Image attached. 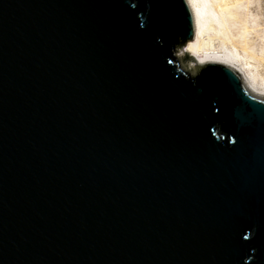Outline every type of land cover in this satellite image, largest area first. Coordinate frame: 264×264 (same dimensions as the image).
<instances>
[{
  "label": "water",
  "instance_id": "water-1",
  "mask_svg": "<svg viewBox=\"0 0 264 264\" xmlns=\"http://www.w3.org/2000/svg\"><path fill=\"white\" fill-rule=\"evenodd\" d=\"M194 33L187 0H0V264H264V98L185 70Z\"/></svg>",
  "mask_w": 264,
  "mask_h": 264
},
{
  "label": "bare ground",
  "instance_id": "bare-ground-1",
  "mask_svg": "<svg viewBox=\"0 0 264 264\" xmlns=\"http://www.w3.org/2000/svg\"><path fill=\"white\" fill-rule=\"evenodd\" d=\"M195 20V33L185 50L198 64L224 65L238 73L249 91L264 98V81L254 72L257 54L249 35L259 26L242 0H187ZM250 18H252L250 20Z\"/></svg>",
  "mask_w": 264,
  "mask_h": 264
},
{
  "label": "rangeland",
  "instance_id": "rangeland-1",
  "mask_svg": "<svg viewBox=\"0 0 264 264\" xmlns=\"http://www.w3.org/2000/svg\"><path fill=\"white\" fill-rule=\"evenodd\" d=\"M242 2L248 5L250 14L253 15L255 22L259 24L256 31L249 35V39L254 51L260 55L264 53V0H242ZM177 56L180 59L181 66L195 75L201 64L195 61L185 50V47L178 49ZM254 65L256 66L254 72L258 73L260 79L264 81V55L263 60L254 62Z\"/></svg>",
  "mask_w": 264,
  "mask_h": 264
},
{
  "label": "trees",
  "instance_id": "trees-1",
  "mask_svg": "<svg viewBox=\"0 0 264 264\" xmlns=\"http://www.w3.org/2000/svg\"><path fill=\"white\" fill-rule=\"evenodd\" d=\"M174 57H175V52H174ZM176 58V57H175Z\"/></svg>",
  "mask_w": 264,
  "mask_h": 264
},
{
  "label": "snow or ice",
  "instance_id": "snow-or-ice-1",
  "mask_svg": "<svg viewBox=\"0 0 264 264\" xmlns=\"http://www.w3.org/2000/svg\"><path fill=\"white\" fill-rule=\"evenodd\" d=\"M169 63H171V61H169Z\"/></svg>",
  "mask_w": 264,
  "mask_h": 264
}]
</instances>
